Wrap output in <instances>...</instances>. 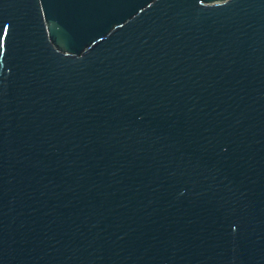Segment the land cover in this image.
<instances>
[{"label": "water", "instance_id": "water-1", "mask_svg": "<svg viewBox=\"0 0 264 264\" xmlns=\"http://www.w3.org/2000/svg\"><path fill=\"white\" fill-rule=\"evenodd\" d=\"M0 264H264V0H0Z\"/></svg>", "mask_w": 264, "mask_h": 264}]
</instances>
